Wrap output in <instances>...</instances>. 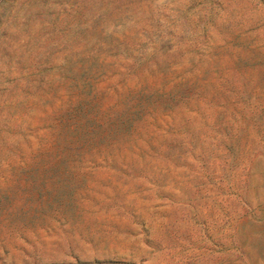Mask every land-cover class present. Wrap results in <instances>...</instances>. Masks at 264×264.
Returning <instances> with one entry per match:
<instances>
[{"label":"rangeland","instance_id":"obj_1","mask_svg":"<svg viewBox=\"0 0 264 264\" xmlns=\"http://www.w3.org/2000/svg\"><path fill=\"white\" fill-rule=\"evenodd\" d=\"M0 264H264V0H0Z\"/></svg>","mask_w":264,"mask_h":264}]
</instances>
